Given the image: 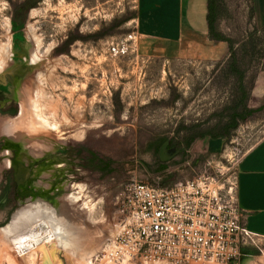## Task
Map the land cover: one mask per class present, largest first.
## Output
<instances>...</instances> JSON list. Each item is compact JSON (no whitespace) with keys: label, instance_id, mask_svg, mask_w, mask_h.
<instances>
[{"label":"rangeland","instance_id":"1","mask_svg":"<svg viewBox=\"0 0 264 264\" xmlns=\"http://www.w3.org/2000/svg\"><path fill=\"white\" fill-rule=\"evenodd\" d=\"M23 1L0 0V51L8 43L12 47L9 64L0 72V78L8 73L6 81L0 79V105L16 99L19 108L15 118L0 114V135L10 128L25 147L40 142L23 165H29L30 179L13 181L14 208L0 211V264H7L3 250L8 248L2 228L22 201L25 206L42 198L66 214L76 242L55 245L52 264H76L82 252L97 244L95 255L116 236L119 195L126 183L136 179L172 186L202 175L223 178L264 137V108L240 120L227 138L212 136L231 121L242 86L249 107L264 106V86L258 90L264 85V36L258 33L252 0H224L221 28L233 40L236 72L229 51L205 58L142 52L138 0H37L26 15L15 17ZM252 36L258 46L255 54L244 47ZM51 61L58 64L42 88L46 102L58 106L49 120L62 125L52 136L44 128L36 132L30 121L40 104L37 74H45ZM202 132L204 137L199 136ZM192 136L197 137L187 151L165 148L168 168L157 172L160 155L148 149L150 142ZM101 159L112 162V172L99 168ZM1 170L0 160V188ZM24 189L32 190L28 199ZM245 247L242 264H264V239L254 237ZM94 255L91 263L99 264Z\"/></svg>","mask_w":264,"mask_h":264},{"label":"built area","instance_id":"2","mask_svg":"<svg viewBox=\"0 0 264 264\" xmlns=\"http://www.w3.org/2000/svg\"><path fill=\"white\" fill-rule=\"evenodd\" d=\"M238 184L237 169L172 186L129 181L119 195L120 228L93 261L242 264L255 234L244 224Z\"/></svg>","mask_w":264,"mask_h":264},{"label":"crops","instance_id":"3","mask_svg":"<svg viewBox=\"0 0 264 264\" xmlns=\"http://www.w3.org/2000/svg\"><path fill=\"white\" fill-rule=\"evenodd\" d=\"M252 3L255 18L262 28L264 0H252ZM207 13L208 0H138L140 50L201 58L228 52L226 42L209 38ZM262 86L258 85L259 91ZM237 172L238 201L244 224L255 237L264 239V137L244 153Z\"/></svg>","mask_w":264,"mask_h":264},{"label":"bare ground","instance_id":"4","mask_svg":"<svg viewBox=\"0 0 264 264\" xmlns=\"http://www.w3.org/2000/svg\"><path fill=\"white\" fill-rule=\"evenodd\" d=\"M11 57L12 47L11 44L8 43L1 48L0 51V72L6 69ZM48 64V70L45 74H37V85L39 86L36 89V93L37 96L40 97V104L38 103V106L35 105V115H32L30 121L36 126L38 130L36 132L43 131L42 128H44L47 133L52 136L54 135L52 134L54 131L61 132L62 125L60 124L61 121H50L48 117V114L53 113L51 115H55L57 113L58 106L56 103L52 104L48 103V101L46 102V95L44 94L46 89L43 91L42 84L48 82L49 79L51 80L52 71L58 63H56V61H51ZM47 86H49V84ZM36 107H38V109ZM36 110H38V112H36ZM24 113L25 110L22 109L21 114H23V116H25ZM63 114L65 115V113ZM34 142L37 144L40 140ZM32 143L33 142H31V144ZM32 151L37 153L35 149H32ZM79 199L78 197H74V201H78ZM71 227L72 224L69 222L66 214H61L60 210L43 202L42 198H33L28 204L14 214L8 226L2 228L1 236L8 243V248L3 250V259L6 260L7 264H52V252H54L53 248L55 245L59 247H68L72 242H76L74 240L76 238L75 233H73ZM96 245L91 247L87 252H82L81 254H84L80 255L81 257L78 260L76 259L75 263L92 264V255H94L96 249L100 247ZM0 256V259H2V255ZM22 259H25V263H23Z\"/></svg>","mask_w":264,"mask_h":264},{"label":"trees","instance_id":"5","mask_svg":"<svg viewBox=\"0 0 264 264\" xmlns=\"http://www.w3.org/2000/svg\"><path fill=\"white\" fill-rule=\"evenodd\" d=\"M37 0H24L21 4L17 5L14 10V16L18 17V15L21 13L23 15H26L28 11L35 6ZM226 14V8L224 4V0H208V13H207V24H208V35L211 40L214 41H224L228 44L229 48V55L231 62V68L235 72L237 71V58H236V51L234 49V43L233 40L228 37L223 29L221 28V21L223 20L224 16ZM258 33H261L262 36H264V26L258 30ZM256 38L252 36L247 44L244 45V47L247 49L248 53L255 54L258 50L257 41ZM73 40V38L71 39ZM242 80V76H240ZM247 94L244 92L243 86L241 87V96L240 100L236 102L232 106V114H231V121L222 128L221 132L217 134H213V139H218L221 137H228V131L230 129H235L238 125V122L240 120L247 119L250 115L253 113L262 110L264 106H261L259 108H251L247 104ZM206 133H201L199 136L204 137ZM197 136H192L191 139L188 138H167L162 137L158 138L148 145V149L154 153L159 154L160 148L163 144L167 143V147L172 148H179L184 149V151H187L189 147L191 146L192 142L195 140ZM95 156V155H94ZM159 164L157 168V172H165V170L168 168V163L164 162L159 158ZM103 163V162H102ZM111 161H105L102 166H100V169L102 171L112 172L113 168ZM242 252L246 254V247L242 248Z\"/></svg>","mask_w":264,"mask_h":264},{"label":"flooded vegetation","instance_id":"6","mask_svg":"<svg viewBox=\"0 0 264 264\" xmlns=\"http://www.w3.org/2000/svg\"><path fill=\"white\" fill-rule=\"evenodd\" d=\"M7 74L8 73L5 74L4 78L1 77L0 79L6 81ZM10 102L11 103L8 104L6 107H3L0 105V114L2 116H5V118H15L17 116V113L19 112L18 101L15 99V100H11ZM20 111H21V108H20ZM9 127H10L9 125L8 127L7 125L5 126V128H9ZM34 143L35 142H33L31 146L26 145L27 147H25L23 145V140L22 139L18 140V138H16V136L12 134L10 128L9 130H7L6 132L0 135V160L2 162L1 171L4 172V174L2 175L3 176L2 177L3 180L1 182L2 186L0 188V211L7 209V211L10 212L14 208V202L12 198L13 181L22 183L30 179V176H29L30 170L28 169L29 165L27 164H25V166L23 165L26 160L25 158L27 154L28 156L29 154H32L30 152L31 149L36 150L35 146H33ZM18 148H21V150L19 151ZM167 148H172V147H167ZM2 149H3V155H1ZM174 149H179V148H174ZM102 162L104 163L105 160L101 159L99 161V168L100 166L103 165ZM18 166L20 168L17 171ZM14 171L16 172L15 173L16 179L15 178L13 179ZM22 193L24 194V196H28L27 197L28 199L29 197H31L32 190L24 189ZM35 196L37 197L38 195H35ZM24 202L26 201L21 202L22 207H24V204H25Z\"/></svg>","mask_w":264,"mask_h":264},{"label":"water","instance_id":"7","mask_svg":"<svg viewBox=\"0 0 264 264\" xmlns=\"http://www.w3.org/2000/svg\"><path fill=\"white\" fill-rule=\"evenodd\" d=\"M166 147H167V143L163 144L159 151V155L162 161H165L164 150Z\"/></svg>","mask_w":264,"mask_h":264}]
</instances>
